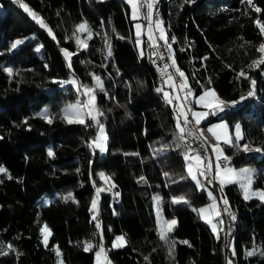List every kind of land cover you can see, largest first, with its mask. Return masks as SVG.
Here are the masks:
<instances>
[{
  "label": "trees",
  "instance_id": "trees-1",
  "mask_svg": "<svg viewBox=\"0 0 264 264\" xmlns=\"http://www.w3.org/2000/svg\"><path fill=\"white\" fill-rule=\"evenodd\" d=\"M23 2L43 18L52 34L16 0H0V166L12 177L0 173V245L5 252L8 244L15 249L0 255V264H57L52 250L57 245L64 264H94L97 248L86 252L83 242L95 245L102 240L115 264H227L228 259L233 264H264V256L259 255L264 251V202L260 199L245 200L238 183L225 184L222 191L218 184V200L225 197L237 214L232 241L227 244L224 224L217 239L212 226L192 211L210 198L188 176L186 148L177 147L174 134L177 101L166 104L155 89L164 87L173 98L175 90L161 79L146 37L141 56L126 0ZM253 5L262 11L256 13L246 0H161L160 16L176 64L196 94L204 85L214 87L225 101H240L211 115L201 126L218 119L231 126L242 124L244 139L237 147L223 144V148L234 166H255L253 186L264 190V150H242L246 143L264 149V64L248 69L259 57L257 48L264 40L255 24L256 19L264 23V0H253ZM83 20L92 30L91 39L86 32L78 33L87 38V49L78 47L72 36ZM105 34L111 38V57H107ZM16 40L24 43L11 49ZM62 49L73 53L71 69ZM4 67L19 75L9 77ZM241 69L256 80V95L246 100L240 97L250 90V83L237 78ZM92 73L103 79L106 90V94L96 92V105L104 113L99 120L108 133L105 151L89 147L94 121H88L90 126L69 124L58 111L64 101L83 100L82 86L94 83ZM72 76L81 86L79 92L76 85L60 83ZM179 92L183 97L185 92ZM45 107L56 112L52 123L40 112ZM154 149L166 151L155 155ZM108 167L119 195L102 189L97 215L101 229H97L92 201L103 185L100 172ZM141 176L146 183L138 182ZM68 194L74 200L65 201ZM157 195L163 198L161 216L178 221L170 234L176 241L174 259L168 244L159 240ZM182 195L190 205L171 203L172 197ZM45 224L51 230L47 247L40 231ZM120 233L127 244L114 248L112 241ZM252 250L257 254L247 256Z\"/></svg>",
  "mask_w": 264,
  "mask_h": 264
},
{
  "label": "snow or ice",
  "instance_id": "snow-or-ice-1",
  "mask_svg": "<svg viewBox=\"0 0 264 264\" xmlns=\"http://www.w3.org/2000/svg\"><path fill=\"white\" fill-rule=\"evenodd\" d=\"M16 2L23 8V10L28 13V15L34 20L37 24L40 25V27L45 28L48 30L49 34H52V30L48 27V25L44 22L43 18L39 16L38 13L33 11L26 3L23 2V0H16ZM127 4L131 6V18L133 20H138L141 16V9H146V14L144 15V19L148 20V39L149 42L153 47H155L157 50L153 53V55L160 56L161 59L164 58V53L159 51V46L157 45L156 38H154V30L159 31V37L158 40L163 41V47H165L168 50V53L170 55V58L172 60V64L168 65L165 64L164 68L161 69L162 73H164L166 79L165 83L172 88L175 91H183L185 92L184 96H176L173 98L172 94L168 91H165L164 87H158L155 90L158 93H162L163 99L166 104L173 105L174 99L175 101H182V103H178L174 106L173 111L175 113L174 119H175V137L177 140V147L184 146L186 148L185 151V159L188 161L187 165V173L188 176L196 182L197 186H201V181L199 177H204L205 180H208L209 183H211V180L208 178V173L212 170L213 167V161L211 158L207 159V163H205V158L201 157L199 151L197 149H193L190 144L187 142V137H194L197 140L203 139L204 141H208V137L205 136L203 130H200L195 127H189V125H199L202 120L207 119L210 115L215 116L219 113L224 112L227 108L233 107L236 104H238L240 101H225L223 98L219 96V94L215 91L214 88L211 87H205L204 85H201L202 88H204V91L199 96L195 97V101L197 104L201 105L205 109H208V111L205 112H196L191 107L190 103H187L189 101L190 97L195 96V93L193 92L191 86L188 84V77L187 75L179 68V66L176 64L174 54H172V45L169 42V39L167 38L165 34L164 29V22L160 19H156L153 21V15H154V9L155 5L158 2V0H126ZM189 2H195V0H185V3ZM246 3L252 7V9L259 13L262 10L259 7H256L253 5V0H246ZM247 14V13H246ZM256 26L259 29V32L262 37H264V23H262L259 19H256L255 21ZM154 25V27H153ZM136 27V38H137V44H140V37L142 35V28L143 26L139 23L135 25ZM86 32L88 35V39L92 38V30L90 25L88 24L87 20H83L81 23L77 24L75 26V31L72 33V36L75 37V41L78 47H82L84 49H87L88 44L86 41L82 40L80 35L78 33ZM120 39H124V37H119ZM53 39H55V36L53 35ZM243 39V38H241ZM23 40H16L12 43L11 49H16L19 45L23 44ZM245 43H250L248 41H245ZM105 47L107 49V57L112 56V45H111V38L105 34ZM39 51V49H37ZM66 59L68 60V67L71 69V56L73 53H69L68 50L62 49L61 50ZM257 52L260 53L259 57L257 59H253L252 62L248 65V69L255 70L256 68H259L261 64H264V43H261L259 47L257 48ZM141 56H143V52L141 51ZM203 59H207V57H204ZM169 67H173L175 69V72L179 75L181 78L179 82L176 81L174 75L172 73L167 72V69ZM3 72L7 73L9 77H12L14 75H19L18 71H15L11 67H4ZM118 71V70H117ZM93 80L95 81L94 86H88L83 85V94L87 96V101L81 105L79 102L77 104L68 105L64 109H62V115L61 119H64L69 124H81L85 126H90L88 124V121H94L97 125H99V135L95 137L90 143V148H98L101 151H105L106 147L104 144V141L107 139V135L104 131V127L102 124H100V121L98 117H101L104 115L102 111L99 110V108L96 105V92L97 90L99 92L105 93L106 90L104 87V82L102 78L99 75H96L94 73L91 74ZM243 77L244 79L248 80L250 83V90L247 92L246 95H243L240 97V100H246L249 97H254L256 95V80L251 78L244 69H241L240 72L237 74V78ZM61 84H72L77 86V91H80L81 86L79 85V82L73 78L69 81H60ZM212 80L209 77L208 78V85H211ZM189 114H191L192 119H189ZM44 119L47 120L48 123H52V119L48 117L47 110L45 111V114L43 116ZM27 123V121H25ZM207 132L211 133L212 136L215 138L216 143L212 144V150L217 154L216 155V161H215V177L219 178V183L221 187V191L223 190V187L225 184L228 183H237L239 182L240 188L243 190V198L245 200H249L253 197H256L261 200V202H264V190H253L252 184H253V177L255 176V170L250 168H243L237 171L234 168L227 167L222 168L220 159L223 155V149L220 147V141L223 140L224 144H227L232 147H237L240 140L244 139L243 132L241 129V125L237 123L235 125V141H233L231 134L228 131V125L225 123L214 125L213 127H210L207 129ZM2 139V137H0ZM201 148H204V144L200 145ZM242 150L244 152H261L264 149H261L259 147L252 148L249 144H244L242 146ZM166 151V149H154L153 152L155 155L160 154L161 152ZM196 152V155H190V153ZM48 155L49 157L54 156V153L51 148L48 149ZM129 155V154H126ZM130 155H138L135 153H132ZM224 160H228L229 157L224 156ZM193 161L195 163H193ZM79 171V169H77ZM0 173L6 174L8 179H12L11 175L8 173V170L2 166H0ZM167 176L168 174L165 173ZM101 178L105 179L106 182H109L111 180L110 177H105L104 173H100ZM147 182L146 178L141 176L138 180V182ZM114 186V185H113ZM111 190V189H109ZM97 197L99 196V193L102 191V189L97 188ZM116 195H119V193H116ZM208 195L212 198L213 203L208 208H201V209H195L193 208L192 211L198 212V214L202 215L203 218L206 219L207 223H210L212 225V231L214 233H217V239H219V233H218V224H223V220L219 219L222 215L221 211L219 210L216 198L212 195L211 192L208 193ZM65 201L68 200H74V197L71 194H68L67 196L63 197ZM224 204V211L228 212V215L231 220H235L236 216L234 213H232L228 208V201L226 198L221 197ZM155 203L157 205V224L159 226V240L163 241L164 243L168 244L169 246V256L174 259V251H175V245L176 241L170 239V234L175 230V227L177 226L178 221L175 218L172 219H165L160 215L159 206L163 200L162 197L159 195L154 197ZM172 204H185L190 205V200L186 196H174L171 198ZM91 210L94 211V215L92 216V220L97 221V199H94L92 201V208ZM213 216L217 218V223H213ZM95 227L97 229H101V225L99 221L96 222ZM41 235L44 237V243L45 247H47V241L48 236L51 235V230L48 229V226L45 224L41 228ZM101 236H102V230H101ZM180 243L187 244L189 247H191V244L188 241H181ZM127 241L124 236L116 237L115 242L113 243L114 248L124 247L126 246ZM8 252L3 251L4 246L0 245V255H7L9 252H15V249L13 248V245L8 244L7 246ZM229 247L232 248V255L235 256V248L231 244H229ZM94 248H97L98 250L95 252L96 257V264H102L101 257L103 255L104 261H107V264H111L110 261L107 260V253L104 248L103 243L99 244H93L91 241H85L83 242V249L84 251H91ZM55 252V255L57 257V264H64L62 259V252L59 250V246H55L52 249ZM17 256L20 255V253H16ZM257 253L255 250L246 252L247 256H253ZM260 256H264V251H261L259 253ZM148 257H145V260H147ZM227 264H233V261L231 259H228Z\"/></svg>",
  "mask_w": 264,
  "mask_h": 264
},
{
  "label": "rangeland",
  "instance_id": "rangeland-1",
  "mask_svg": "<svg viewBox=\"0 0 264 264\" xmlns=\"http://www.w3.org/2000/svg\"><path fill=\"white\" fill-rule=\"evenodd\" d=\"M130 11H131V6H130ZM131 14V13H130ZM143 17H144V13L141 11V16H140V18L138 19V20H135V25L137 24V23H139V24H141L142 26H143V22H144V19H143ZM160 20H162L163 22H164V20L162 19V18H160ZM144 24L145 25H147L146 27H144L143 26V28H142V35H141V37H140V41H141V43L140 44H137V46H138V48H139V51H140V53H141V51H142V46H143V41H144V39H145V37L147 38V40H148V24L147 23H145L144 22ZM163 26H164V29H165V25L163 24ZM154 27V26H153ZM135 34H136V27H135ZM165 34H166V29H165ZM88 36V35H87ZM158 36H159V31H157V30H154V38H156V42L158 41ZM81 39L82 40H84V41H87V38L86 37H81ZM136 41H137V38H136ZM149 41V40H148ZM261 43H264V40L261 42ZM260 43V44H261ZM151 47H153V46H151ZM153 53H154V51H152ZM172 61V60H171ZM74 77L72 76L69 80H71V79H73ZM68 80V81H69ZM103 80V79H102ZM94 84H95V81H94V83L92 84V85H88V86H94ZM188 84L190 85V83H189V81H188ZM192 88V87H191ZM211 88H214V87H211ZM215 89V88H214ZM192 90H193V92L195 93V96H193V97H190L194 102H195V105L193 106V110L194 111H196V112H205V111H208V109H205L204 107H202L201 105H199V104H197L196 103V101H195V97H197V96H199L200 94H202L203 93V91H204V89L201 91V92H199L198 94H196V92H195V89L194 88H192ZM215 91L217 92V90L215 89ZM82 92H83V87H82ZM174 93V96L176 97V96H181V94H180V92L179 91H174L173 92ZM218 93V92H217ZM184 96V95H183ZM182 97V96H181ZM87 101V96L86 95H84L83 94V100L81 99H78V100H75V101H72V100H69V101H64V102H62L61 103V105H60V107H59V114L60 115H62V109H64L66 106H68V105H73V104H77L78 102L81 104V105H83L85 102ZM178 103H182V101H177V104ZM47 110V114H48V117L49 118H51L52 117V115H53V113H55L56 114V112H54V111H52V109L51 108H49V107H45V108H43L40 112H41V114H45V111ZM100 110V109H99ZM211 116V115H210ZM209 116V117H210ZM208 117V118H209ZM207 118V119H208ZM98 119H99V117H98ZM207 119H204V120H202V122L199 124V126L202 128V129H200V127L198 126V128L200 129V130H203L204 131V134L208 137V140H209V142L207 141V143L209 144V145H211L210 146V148H212V144L213 143H216V140H215V138L212 136V134L211 133H209V132H207V129L208 128H210V127H213L214 125H217V124H221V123H225V124H227L228 125V131H229V133L231 134V136H232V139H233V141H235V125L237 124V123H239L240 125H241V129H242V132H243V128H242V124L240 123V122H236L233 126H231L228 122H227V120H225V119H218V120H214V121H212V122H210L209 124H207V126L204 128L203 126H201L202 125V123L204 122V121H206ZM100 121V120H99ZM95 124V133L91 136V138H90V142L95 138V137H97L98 135H99V125H97L96 123H94ZM100 124H102L103 125V127H104V131H105V133H106V135H107V139H108V133H107V130H106V126H105V124L104 123H102V122H100ZM205 129V130H204ZM107 139H106V141H104V144H105V147H106V149H107ZM223 140H221L220 141V147L223 149V155L221 156V159H220V163H221V167L222 168H227V167H231V168H234V169H236L237 171H239L240 169H243V168H250V169H253V170H255V166L253 165V164H245V165H241V166H234L233 164H231L230 162H229V159L228 160H224L223 159V157L224 156H226V157H228L227 156V154L225 153V151H224V148H223ZM252 148H256V147H252ZM94 151H96V150H100V149H98V148H92ZM101 151V150H100ZM211 151H213L212 149H211ZM252 152H254V151H252ZM213 153H214V156H215V159H216V153L213 151ZM190 155H196V153H192V154H190ZM201 157H203L204 158V156H202L201 155ZM17 157H14L8 164H10L12 161H14L15 159H16ZM185 161H186V163H185V165H186V169H187V165H188V161L185 159ZM193 163H195L194 161H193ZM100 173H104L105 174V177H110L111 178V180L109 181V182H106L105 181V179H103V178H101V176H100V179H101V181L103 182V185L101 186V189H103V190H105V191H110L114 196H117L116 195V193H118V192H116L115 191V189H114V181H113V179H112V177H111V175H110V167H108V169H106V170H103V171H101ZM199 179H200V181H201V186L199 187L200 189H205L206 190V192H207V194L209 193V192H211L212 193V195L216 198V203H217V206H218V208H219V210H220V204H219V200H218V198H217V196H216V192H215V190H214V188H212V185H209L208 183H206L207 181L204 179V177H199ZM253 179H254V177H253ZM206 182H205V181ZM217 180H218V184H219V187H220V183H219V178H217ZM238 184H239V182H237ZM109 189H111V190H109ZM252 189L253 190H263L262 188H258V187H254L253 186V184H252ZM242 193H243V190H242ZM100 195H101V192L99 193V196L97 197V195L95 196V198L94 199H97V210H98V207H99V197H100ZM209 198H210V200H209V202L208 203H206V204H203V205H200V206H198L196 209H201V208H208L212 203H213V200H212V198L209 196ZM159 210H160V208H159ZM221 212H222V210H220ZM156 214H157V207H156ZM93 215H94V211H93ZM160 215H161V213H160ZM200 215V214H199ZM201 216V218L202 219H204L205 221H206V219L205 218H203L202 217V215H200ZM222 216H223V214L221 215V217L219 218V219H222ZM223 220H224V217H223ZM212 222L213 223H217V218H215L214 216H213V220H212ZM223 223H224V221H223ZM210 224V223H209ZM158 225V224H157ZM211 225V224H210ZM212 226V225H211ZM158 230H159V226H158ZM219 230H220V224H218V233H219ZM217 234V233H216ZM119 236H124L125 237V235L123 234V233H120V234H117L116 236H115V238L113 239V241H112V245H113V243L115 242V240H116V237H119ZM126 239V238H125ZM101 243H103V245H104V248H105V250H106V253H107V260L108 261H110L111 262V264H115L114 262H113V260L110 258V256H109V254H108V248L106 247V245H105V241L104 240H102V242ZM232 246H233V244H231ZM98 249H96V251H97ZM95 251V252H96ZM101 260H102V264H107V261H104V259H103V255H102V257H101ZM94 264H96V257L94 256Z\"/></svg>",
  "mask_w": 264,
  "mask_h": 264
},
{
  "label": "built area",
  "instance_id": "built-area-1",
  "mask_svg": "<svg viewBox=\"0 0 264 264\" xmlns=\"http://www.w3.org/2000/svg\"><path fill=\"white\" fill-rule=\"evenodd\" d=\"M142 12L145 15L146 14V9L142 8ZM156 19H159V17H157V3L155 5V9H154L153 21H155ZM144 22L147 23V24H149L148 20H146V19H144ZM157 45L159 46V51L162 52V53H164V58L161 59L160 56L154 55L155 62L157 63V65L159 67V71L161 73V76L164 79H166V77H165L164 73H162L161 69L164 68L165 64H168L169 65L168 53L165 50V48L163 47V41L158 40L157 41ZM152 50L155 52L157 49L155 47H152ZM167 72L171 73V71L169 70V68L167 69ZM176 81L179 82L178 79H176ZM181 92L184 93L183 91H181ZM187 103H190L191 104V99H189V101H187ZM189 119L190 120L192 119L191 114H189ZM189 127H195V125L192 124V125H189ZM187 140H188V144H190L193 149H197L199 151L200 155H203L205 157V163H207V159L208 158H211V160L213 161L212 170L207 175H208L209 180H211V183L210 184H213L214 190H216L217 195L220 196V192H219V189H218V180H217V178H214L215 177V161H216V159L214 157L213 151H209L205 147V145H204V148H201L200 147L201 144H204L202 142V139L197 140L194 137H191L190 136V137H187ZM192 153H196V152H192ZM207 183H209L208 180H207ZM219 201H220V208L223 211V214L225 215L226 220H227V229L224 230V233L227 234V236H229L231 234V219H230V217L228 215V212H225L224 211L223 200L220 199ZM228 208L231 211V209H230L229 206H228Z\"/></svg>",
  "mask_w": 264,
  "mask_h": 264
},
{
  "label": "bare ground",
  "instance_id": "bare-ground-1",
  "mask_svg": "<svg viewBox=\"0 0 264 264\" xmlns=\"http://www.w3.org/2000/svg\"><path fill=\"white\" fill-rule=\"evenodd\" d=\"M160 6H161V0H158V2H157V17H159V19L161 18V16H160ZM141 11H142V9H141ZM143 18H144V17H143ZM164 48H165V47H164ZM165 50H166L167 53H168V50H167L166 48H165ZM168 59H169V65H171V64H172V61H171V58H170L169 53H168ZM154 64H155V66L157 67V69H158V71H159V67H158L157 63L155 62V57H154ZM169 70H170L171 73L174 75V77L180 81L181 78H180L179 75L175 72V69H174L173 67H169ZM159 74H160L161 79L164 80V78L161 76L160 71H159ZM195 128H198V126L195 125ZM198 129H199V128H198ZM187 142H188V140H187ZM202 142L204 143L205 147H206L209 151H211L210 145H209L206 141H204L203 139H202ZM206 181H207V180H206ZM215 191H216V190H215ZM228 206L230 207L231 212L235 214L236 219H235L234 221L231 220V234H230L229 236H227V234L224 233L225 243H226V244L229 243L230 240L232 239V237H233V233H234V230H235V226H236V222H237V214H236L235 209L233 208V206L229 203V201H228ZM222 214H223V211H222ZM223 217H224V220H223V221H224V223H223V224H224V230H226V229H227V220H226V217H225L224 214H223ZM231 241H232V240H231Z\"/></svg>",
  "mask_w": 264,
  "mask_h": 264
},
{
  "label": "crops",
  "instance_id": "crops-1",
  "mask_svg": "<svg viewBox=\"0 0 264 264\" xmlns=\"http://www.w3.org/2000/svg\"><path fill=\"white\" fill-rule=\"evenodd\" d=\"M143 26L146 27L147 25H145L144 22H143ZM148 40H149V39H148ZM150 46H152L151 43H150Z\"/></svg>",
  "mask_w": 264,
  "mask_h": 264
}]
</instances>
